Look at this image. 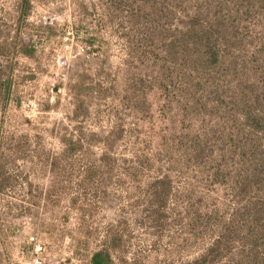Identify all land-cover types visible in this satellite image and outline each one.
<instances>
[{"label": "rangeland", "instance_id": "374dc122", "mask_svg": "<svg viewBox=\"0 0 264 264\" xmlns=\"http://www.w3.org/2000/svg\"><path fill=\"white\" fill-rule=\"evenodd\" d=\"M264 264V0H0V264Z\"/></svg>", "mask_w": 264, "mask_h": 264}, {"label": "trees", "instance_id": "16d2710c", "mask_svg": "<svg viewBox=\"0 0 264 264\" xmlns=\"http://www.w3.org/2000/svg\"><path fill=\"white\" fill-rule=\"evenodd\" d=\"M90 264H112V260L108 251L101 249L92 254Z\"/></svg>", "mask_w": 264, "mask_h": 264}]
</instances>
